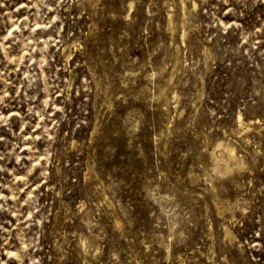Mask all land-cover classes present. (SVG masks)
<instances>
[{"label": "rangeland", "instance_id": "obj_1", "mask_svg": "<svg viewBox=\"0 0 264 264\" xmlns=\"http://www.w3.org/2000/svg\"><path fill=\"white\" fill-rule=\"evenodd\" d=\"M0 264H264V0H0Z\"/></svg>", "mask_w": 264, "mask_h": 264}, {"label": "bare ground", "instance_id": "obj_2", "mask_svg": "<svg viewBox=\"0 0 264 264\" xmlns=\"http://www.w3.org/2000/svg\"><path fill=\"white\" fill-rule=\"evenodd\" d=\"M239 117H240V116H239ZM220 144H221V143H220ZM220 144H219V146H220ZM226 147H227V146H226ZM226 149H228V150H227V151H228V158H229V157H230V158H231V157L233 158V157H234V156H233V151H232L233 149L231 150V148L229 149L228 147H227ZM222 157H223V156H222ZM222 157H221L220 159H222ZM233 159H234V158H233ZM223 160H226V159H223ZM227 160H228V159H227ZM219 161H220V160H219Z\"/></svg>", "mask_w": 264, "mask_h": 264}]
</instances>
